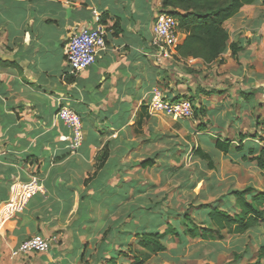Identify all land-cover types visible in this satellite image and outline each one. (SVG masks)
<instances>
[{
  "label": "crops",
  "instance_id": "crops-1",
  "mask_svg": "<svg viewBox=\"0 0 264 264\" xmlns=\"http://www.w3.org/2000/svg\"><path fill=\"white\" fill-rule=\"evenodd\" d=\"M162 2L0 0V210L13 181L36 177L43 188L6 223L0 264H134L141 235L180 229L185 215L206 220L205 209L197 207L225 204L232 192L247 187L264 192L253 185L231 188L191 214L179 211L172 199L166 204L164 177L173 172L169 159L179 164L188 157L207 166L199 151L211 164L221 155L260 173L233 150L219 152L214 138L230 140L233 148L243 134L244 155L261 147L251 136L264 138V0L242 7L224 23L226 48L210 64L178 55L155 61L149 42ZM97 23L106 32L104 50L93 66L70 74L69 37ZM186 36L178 30L180 44ZM154 90L168 100L193 98L201 116L173 122L151 110ZM62 101L82 119L84 141L75 153L67 149L69 131L55 116ZM180 134L191 139L179 142ZM103 150L107 158L97 168ZM148 161L151 166L141 167ZM178 186L179 191L195 188L186 177ZM253 229L258 228L246 233ZM36 235L53 236L57 244L46 253L11 257ZM189 241L182 237L178 244ZM172 243V237L164 238L165 250L155 262Z\"/></svg>",
  "mask_w": 264,
  "mask_h": 264
},
{
  "label": "trees",
  "instance_id": "trees-1",
  "mask_svg": "<svg viewBox=\"0 0 264 264\" xmlns=\"http://www.w3.org/2000/svg\"><path fill=\"white\" fill-rule=\"evenodd\" d=\"M256 0H163L162 11L177 20L178 30L187 33L183 42L177 48V55L182 59L200 60L204 64L214 62L224 52L228 35L224 23L244 7L252 5ZM232 56L236 49L231 47ZM180 98L174 99V101ZM187 99L193 109L195 118L202 114L201 107L194 104V99ZM194 104V105H193ZM262 141L261 147L255 151L247 150L244 155L245 139L243 134L238 135L236 146L231 147V141L219 136L214 138V147L221 153L227 154L231 150L240 155L241 160L254 163L264 176V138L257 134L251 136ZM201 159L208 161L209 168L213 166L208 155L196 151ZM107 152L105 150L97 158V168L103 166ZM148 161L141 167L151 166ZM229 202L222 205H205L197 209H205L206 220L195 221L191 216H183L180 229L167 227L162 234L148 233L140 236L137 247L141 250L140 259L134 264H143L151 257L165 250L164 238L170 236L179 243L182 237L201 239L205 241H219L223 239L222 232L229 235H242L250 228L264 224V192H255L247 187L241 191L232 192ZM259 258L264 257V248L259 249ZM253 264H259L255 262Z\"/></svg>",
  "mask_w": 264,
  "mask_h": 264
},
{
  "label": "rangeland",
  "instance_id": "rangeland-1",
  "mask_svg": "<svg viewBox=\"0 0 264 264\" xmlns=\"http://www.w3.org/2000/svg\"><path fill=\"white\" fill-rule=\"evenodd\" d=\"M186 136L180 134L178 141L186 144L185 142L191 139V136L189 139ZM176 148L180 150L183 147L179 144ZM190 148L191 145H189ZM179 153L181 152L178 151L175 155ZM169 160L173 172L169 174L170 178L164 177L163 196L168 199L166 204L172 199L175 202L174 207L178 205L179 211L187 209L191 214L198 204L210 203L231 188H245L247 185L264 188L263 176L252 165L242 166V164H236L237 161L225 159L221 155L213 158L212 169L200 160L190 161L188 157H184L179 164L174 163L172 159ZM185 177L188 186L195 185L193 190H185L183 187L179 191L178 185L185 181ZM192 200H194L193 207L191 204L188 205ZM256 227L258 229H253L240 237L223 232L226 235L219 241L194 239L181 246L173 241L168 252L159 257L160 261L155 262L156 259L153 256L143 264H253L257 261L259 264H264V257L258 259V248L264 245V224L254 228Z\"/></svg>",
  "mask_w": 264,
  "mask_h": 264
},
{
  "label": "built area",
  "instance_id": "built-area-1",
  "mask_svg": "<svg viewBox=\"0 0 264 264\" xmlns=\"http://www.w3.org/2000/svg\"><path fill=\"white\" fill-rule=\"evenodd\" d=\"M98 19V14L93 13ZM95 19V20H96ZM106 32L104 27L97 23L95 28L81 27L68 39L65 48V60L70 74H77L87 70L96 62L98 54L105 48ZM152 57L156 62L170 60L177 56L180 45L178 39V23L175 18L166 12H160L155 17L149 42ZM151 110L163 113L173 121L189 120L193 117L191 103L187 99L168 100L154 90ZM56 118L69 131L67 149L71 153L77 152L84 141L83 123L81 117L70 107L68 102L59 103ZM43 192L40 179L31 177L27 181H13L9 188V197L0 210V235L5 231L6 223L12 217L20 214L28 202L38 193ZM57 244L55 237L36 235L22 242L11 254L17 257L29 253H46Z\"/></svg>",
  "mask_w": 264,
  "mask_h": 264
}]
</instances>
